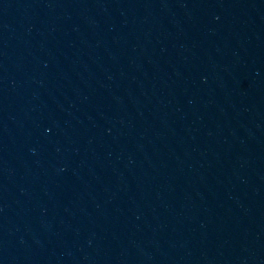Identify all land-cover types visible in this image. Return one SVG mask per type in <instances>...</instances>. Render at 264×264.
<instances>
[{
	"label": "water",
	"instance_id": "obj_1",
	"mask_svg": "<svg viewBox=\"0 0 264 264\" xmlns=\"http://www.w3.org/2000/svg\"><path fill=\"white\" fill-rule=\"evenodd\" d=\"M0 264H264V0H0Z\"/></svg>",
	"mask_w": 264,
	"mask_h": 264
}]
</instances>
